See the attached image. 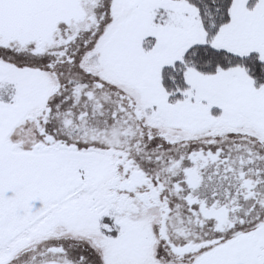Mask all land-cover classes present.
Masks as SVG:
<instances>
[{"label":"snow or ice","instance_id":"1","mask_svg":"<svg viewBox=\"0 0 264 264\" xmlns=\"http://www.w3.org/2000/svg\"><path fill=\"white\" fill-rule=\"evenodd\" d=\"M0 264H264V0H0Z\"/></svg>","mask_w":264,"mask_h":264}]
</instances>
